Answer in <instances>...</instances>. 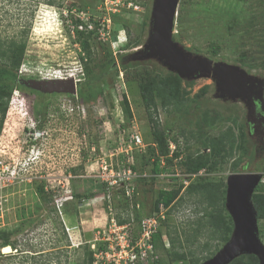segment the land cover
Returning a JSON list of instances; mask_svg holds the SVG:
<instances>
[{
  "label": "rangeland",
  "instance_id": "374dc122",
  "mask_svg": "<svg viewBox=\"0 0 264 264\" xmlns=\"http://www.w3.org/2000/svg\"><path fill=\"white\" fill-rule=\"evenodd\" d=\"M153 6L154 0H0L1 42H25L18 82L0 81L12 97L2 124L0 155L27 171V181L3 191L0 233L13 247L0 264H83L85 251L78 247L84 244L90 250L94 247L100 257L102 241L114 233L109 228L111 212L91 199L102 194L101 165L113 159L109 155L116 151L118 135L133 128L146 144L152 138L140 80L158 86L157 119L169 144L168 156L170 147H175L173 139L183 153L157 176L152 174L156 152L152 155L149 149L136 156V166L147 163L135 207L130 202L128 210L120 189L109 188L116 222L132 220L135 234L138 225L133 216L136 220L152 216L158 191L165 185L226 184L234 174H259L264 193V120L262 125L254 124L260 115L255 112L252 117L243 97L219 92L210 77L194 73L191 79H182L156 59H141L150 37ZM81 19L100 30L91 42L92 61L83 60L88 71L82 69L84 52L71 32L73 22ZM172 39L192 56L240 69L261 88L264 108V70L238 63L239 52L258 51L259 40H264V0H178ZM216 45L220 48L214 56ZM70 79L76 93L48 92L44 88L48 86L41 84L58 81L67 90ZM166 98L173 102L169 113L161 107ZM124 102L130 116L125 115ZM228 131L234 144L223 150L217 144ZM181 132L187 140L179 136ZM32 145L43 152L38 164ZM196 152L207 153L209 164L189 175L180 163L184 155ZM40 187L48 203L41 201ZM176 205L166 210L157 232L168 249L164 235L169 229L176 250L187 256L184 261H170L158 250L153 264H194L196 259H200L197 264H205L229 243L234 223L223 244L194 223L201 214L193 198L184 197ZM257 234L264 246V220H257ZM243 255L250 254L236 258Z\"/></svg>",
  "mask_w": 264,
  "mask_h": 264
},
{
  "label": "trees",
  "instance_id": "16d2710c",
  "mask_svg": "<svg viewBox=\"0 0 264 264\" xmlns=\"http://www.w3.org/2000/svg\"><path fill=\"white\" fill-rule=\"evenodd\" d=\"M90 24L91 21L82 22L80 20H75V22H73L72 25L74 26L73 32H75V37L77 39V42L80 44L81 50L84 52L83 54L84 57L81 58L82 62L83 60L86 62L92 61L91 42H93L94 37L99 32V28L96 25L92 30H87V26H89ZM78 26H83L84 30H78L77 29ZM258 43H259L258 51L239 52L238 63H240L241 65L243 64L247 65L248 67L250 66L253 68L254 67L261 68L262 70H264V40L260 39ZM219 48L220 46L218 45L214 46V48L211 51L212 55L216 56L218 54ZM24 51H25V42L23 41L19 43L10 41L8 44H5L0 40V67H1L0 81L2 79L4 80L10 79V81L14 83L18 82L19 79H17L16 73L21 66L22 58L24 56ZM82 69L84 71H88V67L85 62L82 63ZM138 87H139L142 104L145 108L147 119L151 126L150 138L151 137L152 138L150 143H147L148 147L146 149V152L148 153L149 149H152V155L153 152L154 153L156 152V156L152 165V174L153 176H157L162 173H166L168 171L167 169L171 168L173 159L179 158L181 156V153L183 152L179 147L177 140L173 139L175 147L173 149V152H171V154L168 156L169 144L164 133L159 128V122L157 119L156 98L158 95V86H156L152 82L143 83L140 80L138 82ZM4 88L5 87H3V84L0 85V134H1L3 120L5 118L8 109V104L11 99V92H8ZM161 101H162L161 107L166 108L167 110L166 112L169 113L170 111L168 108L173 106V102L169 98L163 99ZM123 110L125 112V115L130 116L128 106L125 102H124ZM228 134L229 131L224 135H222L220 141H218L217 144L223 150L232 149L234 144V135L231 134V138H229ZM179 136H181V138H183L184 140L188 139L186 138L185 134L182 132L179 133ZM227 139L230 140L228 141ZM137 155L138 154L135 155V159ZM184 156L185 157H183V160L180 164L182 167H184L185 172L188 173L189 175L198 174L201 170L205 169L206 166H208L209 164V155L207 153L196 152L192 155H184ZM161 160L163 161V165H161ZM225 160L226 159L223 160V163H225ZM146 163L147 161L145 160L142 161L138 166L135 165L134 170H136L140 175L145 174L144 168L146 167ZM145 178L146 177H139L135 183L136 191L138 193H139L138 183H140V181L144 182ZM150 180L153 181V178H150ZM165 186L168 187H163V188L161 187V189L158 191V195L153 203V208H152L153 212L154 211L156 212L158 210L159 205H162L169 212V210H171L172 208H176L177 206L176 204L181 203V201L183 202L184 197H187L188 199L193 198L195 200V203H197L196 206L198 207V212L201 214V217L198 218L196 221H194V223L197 224L200 228L201 227L207 228L208 232L212 234L210 237L211 239L215 238L217 241L223 242V244L229 240V236L233 228V223L225 208L226 184L223 181H221L220 183H215L210 181L198 182V183L190 182L188 183V185H184L180 183L179 185L171 184ZM262 186L263 185L259 183L255 187L253 194L251 195V201L256 211L257 220H264V193ZM100 189L102 194L100 196L94 195L93 198L91 199L99 200L100 201L99 205L100 207H102V210L104 209L105 212L107 211V214H109L108 206H112L111 203L113 200V192H111L110 203H109L107 199L104 200L98 199L103 197L104 195L106 196L105 184L100 183ZM38 191L41 201L43 203H48L49 199L45 197L43 188L40 187ZM120 194L122 195V198L125 202V206L127 207L128 210L130 207L129 203L132 202V205L135 207L136 201L140 196V194L139 196H137L136 194H132V199L129 201V199L125 197V191L123 189H120ZM75 197H77L79 200L82 198L80 195H75ZM133 217L136 226L139 225L141 220L139 219L136 220L137 218L136 216ZM202 220L204 221L202 222ZM131 221L132 220L129 219H127L126 221L119 220L117 224L119 226L124 224H131L130 223ZM132 232L133 231H131V233ZM161 237L162 235L157 231L156 233L152 234L151 244L153 245V250L155 254L157 255L158 250H161L163 255H165L170 261H175L178 259L184 261L187 255L180 252V250H176V239L172 237L171 231L167 229L164 235V237L168 240L169 243L168 249H165L166 247H164L165 245L163 244ZM0 240L2 247L4 246L13 247L8 242V239L1 233H0ZM103 244L104 246H106L105 245L106 243L104 242L101 244L100 249L102 251L105 250L103 248ZM179 246L181 247V245ZM80 247L85 251V258L83 260V264H93V262L95 261L94 259L95 251L90 250L86 244L79 245L78 248ZM204 247H208V244L206 243ZM203 259L207 260L209 259V257L208 258L205 257ZM199 261L200 259L199 260L196 259L194 264H197ZM229 264H258V260L254 255H243L241 257L232 260Z\"/></svg>",
  "mask_w": 264,
  "mask_h": 264
},
{
  "label": "water",
  "instance_id": "95a60500",
  "mask_svg": "<svg viewBox=\"0 0 264 264\" xmlns=\"http://www.w3.org/2000/svg\"><path fill=\"white\" fill-rule=\"evenodd\" d=\"M177 2L178 0H154L150 37L141 59H156L182 79H191L194 73L199 77H210L216 82L219 92L243 97L251 108L252 117L257 112L264 120L261 88L255 85L253 79L245 76L238 68L221 63L213 64L192 56L173 41L172 28ZM41 84L48 86L44 87L48 92L76 93L72 79L68 81L67 90L58 81ZM259 181V174H234L228 177L225 208L234 223V231L226 247L205 264H229L241 254L254 255L260 264H264V246L257 236L256 211L251 201V195Z\"/></svg>",
  "mask_w": 264,
  "mask_h": 264
},
{
  "label": "built area",
  "instance_id": "2783aa9c",
  "mask_svg": "<svg viewBox=\"0 0 264 264\" xmlns=\"http://www.w3.org/2000/svg\"><path fill=\"white\" fill-rule=\"evenodd\" d=\"M73 28L74 26L71 29L72 33ZM77 29L84 30V27L78 26ZM87 30H92L91 25L87 26ZM132 130L133 128L125 135H118L116 151H113L109 155L113 159L110 160L109 164L105 163L101 165L102 173L98 177V180L105 184L106 196L104 195L100 200L107 199L110 203L111 192H109V188L112 187L123 189L125 191V197L129 201L132 199V194L139 196L135 183L139 177H146V175H140L134 170L135 155L146 152L148 145L143 141L140 134ZM170 148L171 152H173L174 146ZM119 164L124 167L120 168ZM161 165H163L162 160ZM26 172L23 165L19 163L16 165L8 160L5 161V159H2V155H0V209H2L4 200L3 191L12 184L27 181ZM166 210L162 205H159L158 210L156 212L154 211L152 216L141 220L135 234H133V232L131 233L132 229H130L131 224L120 226L117 224L113 218L112 208L108 206L109 215L111 212V225L109 228H113L114 233L111 234L109 232L105 242L102 241L107 245L105 250L99 253L100 257H97L94 253L95 262L97 264H153L157 260V255L153 250L151 237L152 234L156 233L160 221L164 220ZM116 230L117 232L119 230L121 234L115 232ZM110 236L112 237L109 238ZM2 248L0 240V258L8 255L2 252ZM91 250L95 251L94 247Z\"/></svg>",
  "mask_w": 264,
  "mask_h": 264
},
{
  "label": "clouds",
  "instance_id": "9594fccd",
  "mask_svg": "<svg viewBox=\"0 0 264 264\" xmlns=\"http://www.w3.org/2000/svg\"><path fill=\"white\" fill-rule=\"evenodd\" d=\"M31 148H32L31 152L36 153V159L35 160L37 161V164H38L41 161L42 157H43V152L39 148L35 147L34 145H32ZM8 247H10V246H8Z\"/></svg>",
  "mask_w": 264,
  "mask_h": 264
},
{
  "label": "flooded vegetation",
  "instance_id": "af4514ba",
  "mask_svg": "<svg viewBox=\"0 0 264 264\" xmlns=\"http://www.w3.org/2000/svg\"><path fill=\"white\" fill-rule=\"evenodd\" d=\"M258 117V116H257ZM252 119V118H251ZM257 123H260L261 125L263 124V120L261 119V117H260V119H257L256 120V122L254 123L255 125L257 124ZM257 126H259L258 124H257ZM261 127V126H260ZM253 128H254V125H253V123L251 124V126H250V130H253Z\"/></svg>",
  "mask_w": 264,
  "mask_h": 264
},
{
  "label": "bare ground",
  "instance_id": "6f19581e",
  "mask_svg": "<svg viewBox=\"0 0 264 264\" xmlns=\"http://www.w3.org/2000/svg\"><path fill=\"white\" fill-rule=\"evenodd\" d=\"M2 252L4 253V254H10L11 252H12V249L10 248V247H3L2 248Z\"/></svg>",
  "mask_w": 264,
  "mask_h": 264
},
{
  "label": "crops",
  "instance_id": "0c3cea01",
  "mask_svg": "<svg viewBox=\"0 0 264 264\" xmlns=\"http://www.w3.org/2000/svg\"><path fill=\"white\" fill-rule=\"evenodd\" d=\"M89 232V231H88Z\"/></svg>",
  "mask_w": 264,
  "mask_h": 264
}]
</instances>
